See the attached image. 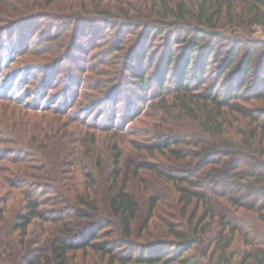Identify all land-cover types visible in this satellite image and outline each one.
I'll use <instances>...</instances> for the list:
<instances>
[{
    "label": "trees",
    "instance_id": "16d2710c",
    "mask_svg": "<svg viewBox=\"0 0 264 264\" xmlns=\"http://www.w3.org/2000/svg\"><path fill=\"white\" fill-rule=\"evenodd\" d=\"M40 19H52L43 26L48 33L71 27L69 49L86 26L104 28L105 35L97 39L105 42L94 46H106L105 52L122 51L126 39L139 46L160 36L167 46L153 72L158 93L126 121L119 115L95 119L105 103L97 91L112 98L122 83L115 80L120 69L84 72L75 96L64 102L75 76L67 71L55 77L59 89L50 93V73L44 76L42 70L57 65L68 48L61 57L58 53L41 62L29 57H42L45 47H27L26 62L19 58L24 53L16 54L7 63L19 65L2 67L0 264H10L15 256L16 264H71L76 251L89 248L107 256L108 264H264V106H245L264 102V91L257 92L264 89V48L258 50L264 42L251 37L253 27L264 28V0H0V37ZM184 26L187 50L174 67L173 88L166 91L173 46L185 41ZM218 39L224 47H214ZM146 51H127L123 71L135 54L142 61ZM209 57L219 64L215 82L202 76L191 83L189 71L206 73ZM232 64L230 85L221 93L216 85ZM132 77L143 81L142 74ZM246 83L250 86L243 89ZM84 86L97 91L91 95ZM183 115L195 122L196 131L169 126ZM135 119L139 124L130 126ZM161 120L168 126L154 130ZM234 120L242 122L238 132L231 130ZM102 136L108 137L109 164L95 152ZM155 154L166 156L169 164L147 158ZM104 166L109 167L103 171ZM142 171L153 176L151 188ZM125 174L146 184L145 199L128 188ZM17 195L20 206L6 216L9 200ZM169 199L187 226L164 219L176 240L154 235L139 240L151 229L159 203ZM35 223L39 232L30 245L28 230ZM194 247L198 253L190 252Z\"/></svg>",
    "mask_w": 264,
    "mask_h": 264
},
{
    "label": "rangeland",
    "instance_id": "374dc122",
    "mask_svg": "<svg viewBox=\"0 0 264 264\" xmlns=\"http://www.w3.org/2000/svg\"><path fill=\"white\" fill-rule=\"evenodd\" d=\"M45 21L47 22L52 21V19H45ZM45 21H43V19H40L35 24L34 22L33 23L29 22L26 25L22 24L19 27H17L16 30L14 29V32H12L13 30L12 28L9 30L8 33L0 37V70L2 69L3 66H6V63L9 62L10 59H13L16 56V54L19 55V54L24 53L19 58L23 59V63L26 62L24 60L30 56L28 54H25L27 47L30 48V51L31 49H34V48H38V47L40 48L42 46L45 47L44 52L46 53L41 54L42 57H38L37 55L36 56L33 55L29 57L32 59L36 58V60H39L41 62H48V59L45 57L47 56L48 58L49 56L55 57L58 53L59 54L62 53L63 48H65L66 50L68 48L69 51L63 50L64 52H66L64 53V56H63L65 58L61 57L62 54H60L59 57L61 58H58L57 65H55L53 68H51L52 66L49 67V69L51 68L50 70H47L48 68H46V70L44 69L42 71H44V76L50 73L48 77L50 78L51 84L47 89L48 92L50 93L51 92L53 93L59 89L58 87H56L57 84L55 85V81H56L55 77H58L59 79H61L65 77V73H67V71L72 73L75 76V77H72V79L69 82L71 90H69V92H66L67 94L65 93L62 99L64 102L65 100L69 102V100L75 96L76 94V92H74L75 87L76 88L78 87L77 82L82 79V75L84 74V72L85 74L92 75V70L96 68H103L105 72L108 71L110 74L111 73L113 74V73H117L116 71L117 69H120V71L122 72L116 75L117 77L115 78V80H119V82L121 81L122 83L111 94L112 98L110 99H104L100 91H97V89L95 90L92 89L94 87H89V88H86V86L83 87L85 92H91L90 93L91 95L96 93L97 91L100 95L99 102H105L103 105H100V107H98V108H102L103 106V110H104L102 111V113L101 112L99 114L96 113L95 119H99V120L101 118H104L103 116H105L108 119L109 115L112 116L113 118L115 115L117 116L119 115L117 118L120 117L122 121L123 120L126 121L128 120V118H131V117L135 118L134 117L135 114L139 110H142V108L147 104V102L151 100L150 97L152 96V94L154 93V95H156L158 93L157 87H156L157 85L156 75H154L153 72L155 71V68L157 67V65L162 63L161 55L165 51V47L167 46L163 37L159 36L155 39L154 42L149 41L148 44L140 43L139 46H133L135 41L133 42L130 40L127 41L126 39V41H124L123 43L124 49H122V51L119 50L117 51V53L115 52L110 53L108 51L107 52L104 51L106 48V46L104 45L94 46L96 42H98V44H99V41L102 44L105 42L104 39H99V40L97 39L105 35L104 28L103 29L100 28V30H97V27L91 28V27L86 26L83 28L82 34L79 36V38L75 40L74 47L72 49H69V47L66 45L70 42L69 35L71 34V27L64 26L61 29H58V31L52 29L50 33H48L46 32L48 31V28L43 29V26L46 23ZM186 34H187L186 26H184V32L182 33V35L185 36L184 37L185 41L178 44V46H173L175 57H174L173 64L169 67V70H168L167 78H169V81L165 83L166 91L168 89L170 90L173 88V81H175V78L177 75V71L174 70V67L179 65L178 63L181 62L183 54L187 50ZM187 37H189L188 34H187ZM251 37L255 41L264 42V28H262L261 26L253 27ZM108 38L109 40H113L112 35H109ZM205 40H206V36L202 35L201 41L204 42ZM221 42L222 40L218 39L215 42L214 47L215 48L221 47V46L224 47L225 44L220 45ZM134 47H136L138 50L139 49H143L144 51L147 50L145 57H143L142 61H139V58L135 54L134 60L131 62V64H129L128 70L123 71V67L125 66V63L127 60L126 57H124V54H126L127 51L130 52L131 50H133ZM203 47L204 46H200V50L198 53L203 54L202 52L203 50H205V48ZM262 48H264L263 45L258 46V50ZM46 50H48L50 53L48 54L47 53L48 51ZM241 53H242V49H239L237 51V54L240 55ZM200 54H198V57ZM198 57L196 58L198 60V64H200L203 61V56L199 58ZM151 58L152 59L154 58V61L152 65L150 66V62L152 60ZM210 60L211 58L209 57L207 59L208 63H206L208 64L206 68L207 70L206 73H202L198 71L195 73L196 74L195 75L194 71L191 72L192 69L189 71L188 77L190 80H192L191 83L195 84L197 79L201 78L202 76H203L202 78L205 79L207 83H212L213 81L215 82V79L218 77L217 75H215V72L218 70L219 64H216ZM23 63H21V66L24 65ZM19 64L20 62H13L11 64L7 63V65H11V66H16ZM234 65L235 64H232L229 67V69L223 74L221 81L218 82L216 85V89H218L221 93H225L228 86L230 85L227 79L232 75ZM88 68L91 72L88 71ZM7 69L5 70L7 71ZM36 69L39 70L38 68ZM32 72H34V70ZM132 74H142L143 81H140L137 77H132ZM253 75L254 76L256 75L255 71L252 72V76ZM111 82L113 81L111 80ZM111 82H109L108 84H110ZM207 83H205L204 86H206ZM108 84L106 86H109ZM236 84L237 83L233 84L232 86V88L235 89L233 90L234 93L238 91ZM247 85L248 87L250 86L249 83H246L243 89L247 88ZM258 91L263 92L264 91L263 86H260L259 89H257V92ZM80 98H81L80 100L85 99L83 96ZM152 100H155V99H152ZM58 101L59 99L57 100V102ZM245 106L251 109V108H255L256 106H264V102L260 100L253 101L251 103H245ZM95 110H98L97 107L95 108ZM155 113L156 112H154V114ZM239 120L243 121V119H239ZM239 120L233 121L232 127H231V130L233 132H238L239 126L242 125V122L238 123ZM157 123L159 125L155 127L154 130H156V128L163 129L164 126L167 124L166 121H162V120L158 121ZM138 124H139V121L135 119L132 123H130V126L132 125L137 126ZM169 126L173 127L174 129H180L183 131L188 130V129H192L193 131L197 130L195 122L192 119H190L188 116L185 117L184 115L182 116L180 121L177 123L170 120ZM245 126L246 125L244 124L243 127ZM107 141H108V137L102 136L97 146L95 147V152L103 155L104 160L106 161L109 160L107 145H106ZM155 155H156L155 157L149 156L147 158L151 161L159 160V161L165 162L166 164H169V161L166 156H160L158 154H155ZM106 164H109V162L107 161ZM108 167L109 166H104L103 171L106 170ZM122 167L125 173H127V171L129 170V169L127 170V168L129 167L128 159L127 161L123 160ZM142 172L145 175V178L152 182L150 185V188H151L154 183L153 176L147 171H142ZM96 174H98V172H96ZM125 175L128 179V188L132 192H136L137 194H139V196L142 199H145L146 194H147L146 189H148L146 188V184L144 182L140 184L136 179H133L131 175H127V174ZM197 182H198V185L202 184V181H196V183ZM19 198L21 197L17 195L16 198L12 197V199L9 200V205L7 207L8 209L5 212L6 216H10L15 211H17L18 206H20V202H18ZM174 215H177L178 218L174 219L173 217ZM164 219H166L167 221L169 220V222H173V221L177 222V224L180 221H184V223L183 224L181 223L180 226H183V225L187 226L186 224L187 218H180V213L176 212L175 207H173L172 199H169L167 201L159 203L158 208L156 209V214L151 219L152 221L151 229L149 230V232H144L143 235H140L139 240L143 241L144 236H152V235H154V238L156 239L162 238V239H168L170 241L176 240V237H174L173 235H170V233H168V231L166 230ZM216 229L217 228L214 224L212 226V230H216ZM37 232H39V228L36 223L29 226V230H28L29 237H27L26 240L30 241V245H34V243L32 242ZM112 234L113 232H110V235ZM204 234L205 233H203V235ZM10 238L11 236H7V239L10 240ZM135 238L138 239L136 235H135ZM101 239H104V238L101 237L99 240ZM10 243L14 244V246L17 244V242H10ZM194 251L195 253H198L199 249L194 247V249L190 250V252H194ZM125 253L127 252L125 251ZM10 260H11L10 264H16V256L11 258ZM70 263L71 264H108V257L107 256L103 257L101 254H99V252L93 251L90 248L85 251H82L80 249L79 251H76ZM115 264H119V262H116ZM157 264H163V263L160 262Z\"/></svg>",
    "mask_w": 264,
    "mask_h": 264
}]
</instances>
